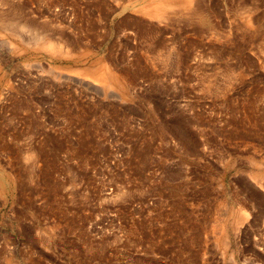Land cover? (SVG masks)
Instances as JSON below:
<instances>
[{"label":"rangeland","instance_id":"rangeland-1","mask_svg":"<svg viewBox=\"0 0 264 264\" xmlns=\"http://www.w3.org/2000/svg\"><path fill=\"white\" fill-rule=\"evenodd\" d=\"M0 264H264V0H0Z\"/></svg>","mask_w":264,"mask_h":264},{"label":"bare ground","instance_id":"bare-ground-1","mask_svg":"<svg viewBox=\"0 0 264 264\" xmlns=\"http://www.w3.org/2000/svg\"><path fill=\"white\" fill-rule=\"evenodd\" d=\"M176 14V13H175ZM168 15V14H167ZM174 15V14H173ZM13 23V22H12ZM17 23V22H16ZM54 47V46H53ZM97 85H100V84H97ZM96 86V85H95ZM101 87V86H100ZM98 88V87H97Z\"/></svg>","mask_w":264,"mask_h":264}]
</instances>
